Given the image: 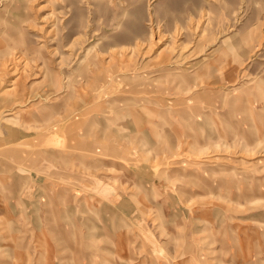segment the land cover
<instances>
[{"label": "rangeland", "instance_id": "374dc122", "mask_svg": "<svg viewBox=\"0 0 264 264\" xmlns=\"http://www.w3.org/2000/svg\"><path fill=\"white\" fill-rule=\"evenodd\" d=\"M0 209V264H264V0H0Z\"/></svg>", "mask_w": 264, "mask_h": 264}, {"label": "crops", "instance_id": "0c3cea01", "mask_svg": "<svg viewBox=\"0 0 264 264\" xmlns=\"http://www.w3.org/2000/svg\"><path fill=\"white\" fill-rule=\"evenodd\" d=\"M113 146H114V145H113ZM114 148H115V147H114ZM21 186H22V185H21ZM17 193H18V187H17V184H16V189L14 190V194H17ZM15 196H16V195H15ZM6 198L8 199V198H11V197L8 196V197H6ZM6 209H7V208H6ZM1 211H2V209H0V212H1ZM9 212H10V209L8 210L7 213H9ZM16 244H18V243H16ZM16 244H14V247H13V248H14L13 251H14V253H15L14 255H16V252H17V250L15 249Z\"/></svg>", "mask_w": 264, "mask_h": 264}]
</instances>
